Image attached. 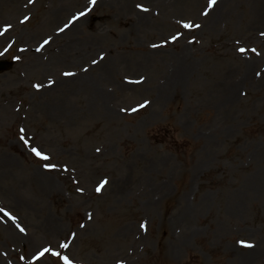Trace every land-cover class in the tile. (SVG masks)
<instances>
[{
  "label": "rangeland",
  "instance_id": "obj_1",
  "mask_svg": "<svg viewBox=\"0 0 264 264\" xmlns=\"http://www.w3.org/2000/svg\"><path fill=\"white\" fill-rule=\"evenodd\" d=\"M207 8L0 0V264H264V0Z\"/></svg>",
  "mask_w": 264,
  "mask_h": 264
},
{
  "label": "snow or ice",
  "instance_id": "obj_2",
  "mask_svg": "<svg viewBox=\"0 0 264 264\" xmlns=\"http://www.w3.org/2000/svg\"><path fill=\"white\" fill-rule=\"evenodd\" d=\"M34 0H29V3H33ZM89 2L92 5H95L97 0H89ZM217 4V0H208V8L203 12V15L207 16L209 14V11L215 7V5ZM136 7L138 9H140L141 11L147 13L149 12V8L145 7L143 4H137ZM90 10V9H89ZM87 14V11H81L77 16L73 17V21L79 19L80 17H83ZM30 19V17L25 16L24 21L26 22ZM69 27L68 24H66L64 26V28H61L60 31L63 32L65 30V28ZM183 27L187 28V29H191V28H200L201 25L200 24H194L191 21L188 22H184L183 23ZM12 28L11 24H7L3 27V31H0V35H4L5 33H7L10 29ZM262 35H264V33H262ZM177 39V36H173L172 40L175 41ZM51 42V37L45 39L43 41V43L40 45V47L37 49V51H40L41 49H43V47L45 45H48ZM161 45H152V47H160ZM10 47V45H9ZM8 49H5V51H7ZM240 52H245L247 51L245 48H240L239 49ZM251 51L253 53H256L257 55H259V53L257 52V50L255 48L251 49ZM104 57L101 56V59H103ZM19 59V58H18ZM93 64L98 63L97 60H93L92 61ZM85 71H87V69H85ZM257 75H260V73H256ZM63 75L65 76H75L76 73L74 72H65L63 73ZM141 81H134V83H140ZM50 83H54V81H50ZM42 85L40 84H36L35 87L37 89L41 88ZM148 103H150L149 101H145L143 104H140L139 107L140 108H144L148 105ZM138 109L133 108L132 111H137ZM23 131V129H22ZM97 151H100V149H97ZM32 152L35 153L36 156L40 157L41 159L47 161L50 160V157L48 155H46L45 153L41 152L39 149L37 148H32ZM44 167L46 169H55L57 166L55 164H51V163H47L44 165ZM108 183L107 180H104L99 187H97L96 191L100 192L102 190V188ZM79 191H83V189H79ZM0 213H3V215L5 217H8L11 221L15 222L17 220V217L15 215H13L11 212H8L6 209L4 208H0ZM91 218V217H89ZM16 227L19 228L20 232H25V229L23 227H21L19 224H16ZM142 227H146L145 225H142ZM73 238H75V233L72 234ZM239 243L241 244V246L243 247H254L253 244L246 242L244 240L239 241ZM69 243L65 242L59 245L60 248L62 249H67L69 248ZM48 254H51V256L56 257L59 261H63V264H74V261L68 256V255H63L61 252L54 250L51 246L49 247H42L41 249H38L37 252L33 255V260L40 262L42 261ZM21 259H24V257H21Z\"/></svg>",
  "mask_w": 264,
  "mask_h": 264
},
{
  "label": "water",
  "instance_id": "obj_3",
  "mask_svg": "<svg viewBox=\"0 0 264 264\" xmlns=\"http://www.w3.org/2000/svg\"><path fill=\"white\" fill-rule=\"evenodd\" d=\"M11 66V63L5 62V61H0V71L9 69Z\"/></svg>",
  "mask_w": 264,
  "mask_h": 264
},
{
  "label": "bare ground",
  "instance_id": "obj_4",
  "mask_svg": "<svg viewBox=\"0 0 264 264\" xmlns=\"http://www.w3.org/2000/svg\"><path fill=\"white\" fill-rule=\"evenodd\" d=\"M177 81V80H176ZM45 182V184H48V181L47 180H45L44 181ZM46 188H49L50 187V185H44Z\"/></svg>",
  "mask_w": 264,
  "mask_h": 264
}]
</instances>
